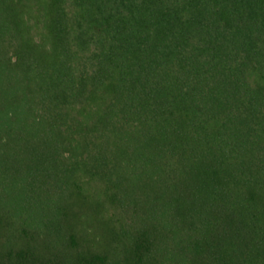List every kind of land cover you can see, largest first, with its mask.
<instances>
[{"label":"trees","instance_id":"obj_1","mask_svg":"<svg viewBox=\"0 0 264 264\" xmlns=\"http://www.w3.org/2000/svg\"><path fill=\"white\" fill-rule=\"evenodd\" d=\"M0 264H264V0H0Z\"/></svg>","mask_w":264,"mask_h":264}]
</instances>
